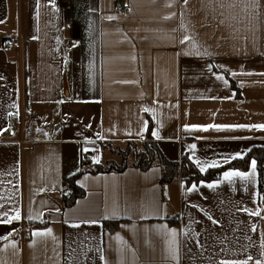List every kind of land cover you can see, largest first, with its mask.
Wrapping results in <instances>:
<instances>
[{"label": "crops", "instance_id": "0c3cea01", "mask_svg": "<svg viewBox=\"0 0 264 264\" xmlns=\"http://www.w3.org/2000/svg\"><path fill=\"white\" fill-rule=\"evenodd\" d=\"M151 121L200 170L264 147V0H0V264H264L256 159L198 183L86 169Z\"/></svg>", "mask_w": 264, "mask_h": 264}, {"label": "trees", "instance_id": "16d2710c", "mask_svg": "<svg viewBox=\"0 0 264 264\" xmlns=\"http://www.w3.org/2000/svg\"><path fill=\"white\" fill-rule=\"evenodd\" d=\"M233 88L238 89V95L240 96V89L236 82L231 79ZM152 127V121L149 124V136L143 141H132L126 143L127 148L120 151L122 162L106 161V164L99 163L96 166H90L86 169H90L97 172L104 171H122L129 165H135L142 169H148L156 164L161 165L163 170L162 181L164 184H169L177 177L182 176L188 182H201L218 179L222 173L228 168H242L246 169L250 166L251 160L254 158L258 162L259 167V190L264 194V147L256 146L244 157L237 158L219 167L210 168L207 171H201L189 158L185 155L181 160H174L166 156L163 152L160 144L153 140L150 136V129ZM140 144V146H139ZM107 145V144H105ZM113 148L115 146H112ZM130 154L133 158L130 159ZM192 171H191V170ZM83 172L81 169L77 174L70 177L68 186L69 193L65 195L64 200L66 204H72L77 198L84 195L85 190L77 185L76 179L78 175ZM176 221V219H173Z\"/></svg>", "mask_w": 264, "mask_h": 264}, {"label": "snow or ice", "instance_id": "6c2138e0", "mask_svg": "<svg viewBox=\"0 0 264 264\" xmlns=\"http://www.w3.org/2000/svg\"><path fill=\"white\" fill-rule=\"evenodd\" d=\"M233 75H235V73H233ZM222 79V77H220ZM237 127H245V126H237ZM255 127H260V128H264V125H259V126H255ZM193 148L195 147L194 145L192 146ZM235 158V157H233ZM98 162V161H97ZM197 163H200L199 161H197ZM216 164H211L209 165V167H216ZM255 168H256V161L253 160L252 161V172L251 173H243V172H238V171H234V172H225L224 173V179L225 180H231L232 177L234 176H239L242 177L244 179H248L249 177L253 176L255 174ZM206 169L204 167H201V171H205ZM208 187H215V185L213 184H209ZM193 189H195V185H193ZM245 211H247V209H245ZM252 215H259L258 212H253L251 213ZM13 219L15 220H19L20 216L19 214H17L15 217H13ZM5 223H11V220L8 221H4ZM48 232L50 233L51 230L49 229ZM43 233H37V235H41ZM249 259H251V257H249ZM244 264H247V261L244 262ZM257 264H259V262H257Z\"/></svg>", "mask_w": 264, "mask_h": 264}, {"label": "rangeland", "instance_id": "374dc122", "mask_svg": "<svg viewBox=\"0 0 264 264\" xmlns=\"http://www.w3.org/2000/svg\"><path fill=\"white\" fill-rule=\"evenodd\" d=\"M63 6H65L66 5V3L65 2H62L61 0H58ZM6 47H9V46H6ZM21 118H20V116H18L17 114H12L11 116H10V128L12 129V128H14L17 124H21ZM111 146H110V149L113 151V152H115V153H117L118 154V156H119V162H117V163H121L122 162V157H121V154H120V151L121 150H124V149H126L127 148V146H128V144L126 145V144H123V145H118V146H116V145H113V144H110ZM112 146H115L114 148L112 147ZM139 146H140V144H139ZM86 155H90V160H88L87 158H86ZM130 159H132L133 158V155L132 154H130ZM85 160L87 161V163L88 162H90L91 161V154H89V153H85ZM103 164H106V162H102ZM97 165V164H96ZM95 165V166H96ZM191 170V169H190ZM192 171V170H191Z\"/></svg>", "mask_w": 264, "mask_h": 264}, {"label": "bare ground", "instance_id": "6f19581e", "mask_svg": "<svg viewBox=\"0 0 264 264\" xmlns=\"http://www.w3.org/2000/svg\"><path fill=\"white\" fill-rule=\"evenodd\" d=\"M66 4L69 3L70 0H63ZM125 2H118L115 6V10L116 12H123V11H127L129 10V8L127 9H123L122 5L124 4ZM4 39L10 44V46H15L18 44L16 38L12 37V36H7V37H4ZM108 147H110L111 145L107 144Z\"/></svg>", "mask_w": 264, "mask_h": 264}, {"label": "built area", "instance_id": "2783aa9c", "mask_svg": "<svg viewBox=\"0 0 264 264\" xmlns=\"http://www.w3.org/2000/svg\"><path fill=\"white\" fill-rule=\"evenodd\" d=\"M61 1L64 2L63 0H61ZM122 7H123V9L130 8L129 4H127V3H124V4L122 5ZM3 44H4L5 46H10V44H9L5 39H3ZM86 158H87L88 160H90V155H86Z\"/></svg>", "mask_w": 264, "mask_h": 264}]
</instances>
